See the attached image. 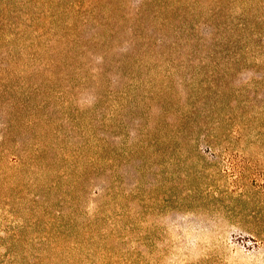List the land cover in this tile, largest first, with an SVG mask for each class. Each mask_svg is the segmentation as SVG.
Here are the masks:
<instances>
[{
	"label": "rangeland",
	"instance_id": "374dc122",
	"mask_svg": "<svg viewBox=\"0 0 264 264\" xmlns=\"http://www.w3.org/2000/svg\"><path fill=\"white\" fill-rule=\"evenodd\" d=\"M0 264H264V0H0Z\"/></svg>",
	"mask_w": 264,
	"mask_h": 264
}]
</instances>
